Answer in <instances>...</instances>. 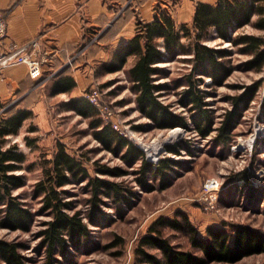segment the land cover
<instances>
[{"label": "trees", "instance_id": "trees-1", "mask_svg": "<svg viewBox=\"0 0 264 264\" xmlns=\"http://www.w3.org/2000/svg\"><path fill=\"white\" fill-rule=\"evenodd\" d=\"M195 7L190 25H177L165 11L152 20L137 21L136 31L113 49L111 59L100 68L119 71L125 69L130 57H134L133 63L125 69V76L141 114L158 128L179 125L194 128L201 137H206L214 122L207 107L208 94L204 86L216 87L224 83L234 70L231 62L235 51L248 56L240 62L244 70L263 69L264 32L255 34L241 29L251 23L264 30V0L203 1ZM253 15H256L255 19H252ZM176 59L186 63V70L171 76L170 67L162 63ZM162 77L167 79L159 81ZM262 83L260 78L249 84L234 85V89L241 90L228 96L231 107L216 128L215 137L220 143L229 140L237 119ZM49 84L50 94L70 91L76 86L69 74H61ZM177 88H180L177 91L179 102L189 112L188 116L174 111L160 99L164 91ZM64 105L88 119L92 135L102 148L120 156L127 166L134 167L133 179L142 189H153L155 179L164 188L176 176L175 166L180 162L169 156L159 158L157 162L148 160L136 143L103 122L97 108L86 97H71L64 101ZM261 107L264 110V97ZM31 115V110L18 108L0 119V227L3 228L30 230L35 216L25 200L14 194L15 189L26 183L25 175L17 172L25 160L24 153L17 150V144L5 143L7 135L18 133L22 121ZM178 146L179 143L167 144L166 148L178 153ZM95 169L103 176L90 175L83 159L70 154L64 145L59 144L52 157L45 160L42 176L32 184L31 197L40 201V213L49 216L38 230L39 249L45 253V264H58L55 254L63 255L69 245L78 247L81 242L88 243L91 232L84 216L93 225L106 220L109 214L102 208L105 198L113 199L117 204L128 203V195L135 194L125 183L107 177L126 174V168L99 164ZM79 183L89 194L84 214L76 208L75 200L68 197V186ZM250 194L251 198L256 195L254 190ZM261 208L264 213V204ZM172 232L183 235L190 248L174 241L172 235L175 233ZM117 240L121 241L120 237ZM23 248V241L0 237V264H28ZM254 253H264V234L258 229L247 225L232 229L225 225H210L206 227L205 235H199L187 212L178 210L172 217L160 215L152 220L133 249V264L235 262Z\"/></svg>", "mask_w": 264, "mask_h": 264}, {"label": "rangeland", "instance_id": "rangeland-1", "mask_svg": "<svg viewBox=\"0 0 264 264\" xmlns=\"http://www.w3.org/2000/svg\"><path fill=\"white\" fill-rule=\"evenodd\" d=\"M161 11L169 13L177 24L191 23L190 9L181 8L179 0H149L146 10L135 12L134 32L136 22L145 19H142L143 13L159 15ZM241 30L260 34L251 23ZM209 41L215 42L213 39ZM110 53L104 61L89 64L90 81L80 87L79 91L85 90L87 95L90 86L97 85L102 92L103 103L112 111V120L123 128L129 126L135 131V137H127L142 149L148 160L157 162L159 158L169 156L180 162L175 166L178 171L176 176L164 188L155 179L153 189H142L133 179L134 167L127 166L120 156L102 148L92 135L88 119L65 107L64 101L69 98V94H50V77H40L8 100L0 102V119L18 108H27L32 112L20 124L18 133L7 135L5 143L17 144V150L24 153L25 160L17 172L25 175L26 183L15 189L14 194L20 200H25L35 215L30 230L0 227V237L23 241L25 248L22 252L28 264H45V253L39 249L38 230L49 216L40 213V201L31 197L32 184L42 176L45 160L52 157L59 144L64 145L70 154L82 158L92 176H103L95 169L99 164L126 168V174L107 177L125 183L135 194L128 195V203L117 204L113 199L105 198L106 203L102 208L109 217L99 225L91 224L84 216L91 232L88 243L81 242L78 247L69 245L63 255L56 253L58 264H133V249L152 220L160 215L172 217L178 210L187 212L191 223L197 226L199 235H205V229L210 225H225L228 229L247 225L264 234V213L261 208L264 204V110L261 107L264 97V66L261 71L244 70L240 62L248 56L234 52L231 62L234 70L224 83L216 87L204 86L208 94L207 107L211 110L214 123L210 133L201 137L194 128L186 129L178 125V131L173 133L172 129L178 126L158 128L141 114L135 106V96L125 76V69L133 63L134 57L127 60L125 69L103 71L100 66L111 59L112 51ZM162 64L170 67L171 76L186 70L187 66L180 59ZM260 78L263 83L237 119L229 140L220 143L215 137L216 128L225 111L231 107L228 96L241 90L234 89V85L249 84ZM165 79L167 77H162L159 81ZM179 89L164 91L160 99L174 111H181L188 116L189 112L179 102ZM99 115L105 124L108 123L101 111ZM174 143H179L178 153L166 148L167 144ZM155 149L156 152L152 154ZM208 180L215 182L214 187L206 188ZM83 186L81 183L69 185L68 197L75 200L76 208L84 214L89 194ZM252 190L256 195L251 198ZM172 233H175L172 235L174 241L190 248L183 235ZM208 264H264V253L244 256L235 262L211 261Z\"/></svg>", "mask_w": 264, "mask_h": 264}, {"label": "crops", "instance_id": "crops-1", "mask_svg": "<svg viewBox=\"0 0 264 264\" xmlns=\"http://www.w3.org/2000/svg\"><path fill=\"white\" fill-rule=\"evenodd\" d=\"M203 1L214 3L216 0H179L181 8L190 9V22L195 6ZM148 2L149 0H0V10L6 14L8 27L3 40L4 48L11 42H26L37 37L40 51L48 59L42 66L41 78L50 77L51 81L61 74H69L76 82V86L70 91L52 95L64 93L69 94V98L85 96V90L80 92L79 89L90 81L89 64L104 61L110 56V51L132 36L136 25L133 19L135 12L146 10ZM157 15L143 13L142 19H145L142 21L152 20ZM255 18L256 15H253L252 19ZM182 23L187 22L177 25ZM255 29L260 34L264 32L263 29ZM36 79L29 77L23 63L4 67L0 71V102L8 100Z\"/></svg>", "mask_w": 264, "mask_h": 264}, {"label": "built area", "instance_id": "built-area-1", "mask_svg": "<svg viewBox=\"0 0 264 264\" xmlns=\"http://www.w3.org/2000/svg\"><path fill=\"white\" fill-rule=\"evenodd\" d=\"M6 14L0 10V71L7 66L23 63L26 65L28 75L32 79L40 78L43 74L42 66L46 64L47 55L40 51V44L37 37H32L26 42H11L4 48V38L7 35ZM102 92L97 85H91L90 90L85 95L91 103L102 112L106 122L110 123L119 133L135 137V131L129 126L123 128L112 120V111L103 103ZM215 182L208 180L206 188L214 187ZM213 206V205H211Z\"/></svg>", "mask_w": 264, "mask_h": 264}, {"label": "bare ground", "instance_id": "bare-ground-1", "mask_svg": "<svg viewBox=\"0 0 264 264\" xmlns=\"http://www.w3.org/2000/svg\"><path fill=\"white\" fill-rule=\"evenodd\" d=\"M178 129H179V126L176 127V128H173L171 132H172V133H173V132H177ZM138 136H139V135H138ZM140 140H141V139H140ZM143 145H144V144H143ZM158 148H159V147H158ZM155 152H156V149L152 152V154L155 153Z\"/></svg>", "mask_w": 264, "mask_h": 264}]
</instances>
